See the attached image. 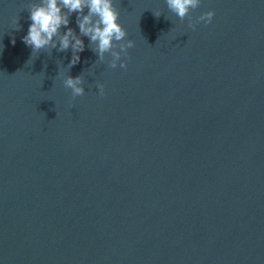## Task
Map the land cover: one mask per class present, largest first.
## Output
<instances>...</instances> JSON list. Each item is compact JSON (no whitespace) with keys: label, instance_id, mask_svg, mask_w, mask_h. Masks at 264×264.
Listing matches in <instances>:
<instances>
[{"label":"water","instance_id":"obj_1","mask_svg":"<svg viewBox=\"0 0 264 264\" xmlns=\"http://www.w3.org/2000/svg\"><path fill=\"white\" fill-rule=\"evenodd\" d=\"M38 2L0 0V264H264V0H113L127 68L81 36L70 71Z\"/></svg>","mask_w":264,"mask_h":264},{"label":"clouds","instance_id":"obj_2","mask_svg":"<svg viewBox=\"0 0 264 264\" xmlns=\"http://www.w3.org/2000/svg\"><path fill=\"white\" fill-rule=\"evenodd\" d=\"M201 0H166L167 7L181 20L189 18V27L195 29L196 24H210L215 16L214 11L204 12L198 17L195 23L189 13L199 7ZM87 9V14H85ZM31 21L27 34L22 37L23 42L39 51L45 48H56L65 52L71 49L72 57L67 65L70 69L80 62V53L85 50V43L81 36L89 38V44L96 52L99 61L106 59V54H110L109 66L113 69L127 68L128 63L123 57L130 59L128 49L134 47V41L126 39L128 33L119 23L120 12L114 5L113 0H40L32 3L29 8ZM76 14V23L79 28V35L71 27L70 17ZM161 14L155 13L156 17ZM16 19L14 23L18 24ZM19 25V24H18ZM62 26L67 28L61 31ZM20 25L17 30H19ZM58 37V40L54 39ZM15 43V40H13ZM83 77L81 75H68L64 80V86L71 89L72 98L82 96L85 93ZM99 93L104 95V85L97 84Z\"/></svg>","mask_w":264,"mask_h":264}]
</instances>
